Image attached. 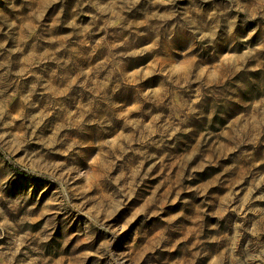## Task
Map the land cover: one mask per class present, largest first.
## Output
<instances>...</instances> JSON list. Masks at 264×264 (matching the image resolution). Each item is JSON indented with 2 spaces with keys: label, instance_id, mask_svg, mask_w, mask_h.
I'll return each mask as SVG.
<instances>
[{
  "label": "rangeland",
  "instance_id": "rangeland-1",
  "mask_svg": "<svg viewBox=\"0 0 264 264\" xmlns=\"http://www.w3.org/2000/svg\"><path fill=\"white\" fill-rule=\"evenodd\" d=\"M0 264H264V0H0Z\"/></svg>",
  "mask_w": 264,
  "mask_h": 264
}]
</instances>
